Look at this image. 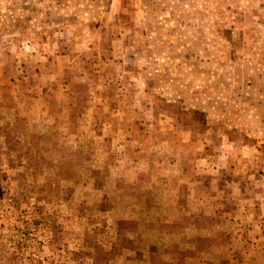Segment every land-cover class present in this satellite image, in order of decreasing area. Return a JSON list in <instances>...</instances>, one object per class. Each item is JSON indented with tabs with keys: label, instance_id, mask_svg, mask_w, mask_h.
<instances>
[{
	"label": "rangeland",
	"instance_id": "1",
	"mask_svg": "<svg viewBox=\"0 0 264 264\" xmlns=\"http://www.w3.org/2000/svg\"><path fill=\"white\" fill-rule=\"evenodd\" d=\"M0 264H264V0H0Z\"/></svg>",
	"mask_w": 264,
	"mask_h": 264
}]
</instances>
